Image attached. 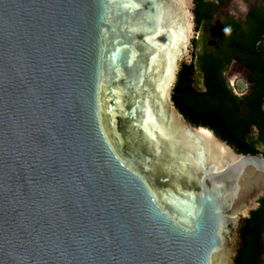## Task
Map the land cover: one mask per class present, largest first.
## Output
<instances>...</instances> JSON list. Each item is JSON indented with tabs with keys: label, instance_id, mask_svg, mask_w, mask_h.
Listing matches in <instances>:
<instances>
[{
	"label": "water",
	"instance_id": "water-1",
	"mask_svg": "<svg viewBox=\"0 0 264 264\" xmlns=\"http://www.w3.org/2000/svg\"><path fill=\"white\" fill-rule=\"evenodd\" d=\"M0 264H264V0H0Z\"/></svg>",
	"mask_w": 264,
	"mask_h": 264
}]
</instances>
